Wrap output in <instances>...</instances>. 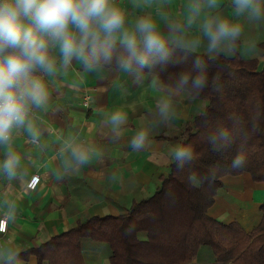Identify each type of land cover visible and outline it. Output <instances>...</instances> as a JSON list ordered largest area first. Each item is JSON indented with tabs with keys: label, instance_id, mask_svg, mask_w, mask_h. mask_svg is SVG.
I'll return each mask as SVG.
<instances>
[{
	"label": "clouds",
	"instance_id": "obj_1",
	"mask_svg": "<svg viewBox=\"0 0 264 264\" xmlns=\"http://www.w3.org/2000/svg\"><path fill=\"white\" fill-rule=\"evenodd\" d=\"M171 0H133L142 15L132 17L118 0H0V175L12 188L0 190V264H25L15 234L8 231L19 212L22 194L33 188L38 158L22 154L18 141L23 137L38 153L47 150L52 138L58 145L57 167L53 175L63 179L86 166L100 155L95 140L81 132L68 135L46 126L38 111L47 112L51 91L45 77L67 73L73 60L81 61L85 71L104 75L105 69L132 74L142 82L151 76L155 100L156 125L167 126L177 118V103L195 105L201 115H207L200 103L201 93L208 87L220 92L219 75L209 81V62L220 57L237 55L242 46L253 50V42L245 39L244 23L264 25V0H229L231 16L219 11L221 0H186L185 10L173 16ZM163 22L164 31L160 23ZM58 49V55H57ZM203 49V53H201ZM177 53H180L177 55ZM199 53V54H198ZM207 57V59H205ZM191 59L192 68L179 73L172 82L161 80L153 70L157 65H180ZM218 68L224 65L216 63ZM148 69V72H145ZM80 77L68 85L79 91ZM58 94L59 91H58ZM135 112V106H129ZM99 123L105 129L104 138L116 143L129 127V110L101 111ZM231 126L219 123L208 129L205 139L213 151H221L237 141L240 149L227 168L213 166L205 177L191 173L194 186L215 182L220 173L243 168L246 156L243 146L249 130L241 117L231 114ZM252 130H256L253 124ZM152 127H137L129 140L133 151L151 150L155 143ZM26 134V135H25ZM171 161L178 172L198 159L191 143H178L169 149ZM19 181L13 187L11 181ZM132 228L126 229L131 232Z\"/></svg>",
	"mask_w": 264,
	"mask_h": 264
},
{
	"label": "crops",
	"instance_id": "obj_2",
	"mask_svg": "<svg viewBox=\"0 0 264 264\" xmlns=\"http://www.w3.org/2000/svg\"><path fill=\"white\" fill-rule=\"evenodd\" d=\"M120 5L129 10L132 17L142 15L144 8H136L133 0H118ZM229 0H221V14L231 16ZM186 0H171L169 12L173 16L185 10ZM244 23L245 39L254 43L257 52L258 43L264 38V25ZM164 31L163 22L160 23ZM244 54L248 49L242 46ZM203 52V49L200 50ZM260 53V51H259ZM57 49V55H58ZM246 56V55H245ZM250 57V56H246ZM253 57V56H251ZM260 58H263L259 54ZM147 73V72H146ZM80 77L79 91L68 85ZM45 81L51 91L50 105L47 112L38 111V115L51 126L68 135L81 132L92 137L100 149L89 166L80 171L57 179L53 170L57 167L55 152L58 145L51 137L48 148L38 153L31 145L18 141L22 154H31L38 158V169L31 175L40 174L36 188L22 194L18 201L19 212L14 223L7 229L15 234L20 250L39 246L53 236L75 226L79 220L93 215H118L129 207L134 200L144 198L155 192L161 175H168L171 159L169 149L178 144L172 130L181 128L184 122L199 109L187 102L177 103V118L167 125H156L155 100L158 97L151 88V76L146 75L142 82L123 70L113 73L108 68L104 75L85 71L83 63L73 60L67 73L61 72L56 77L47 76ZM58 91L60 94H58ZM86 97L88 104L84 103ZM204 107L207 101L201 99ZM129 106H135L133 113ZM125 107L129 110V127L124 137L116 143L104 138L105 129L99 123L101 111H115ZM152 127L154 144L151 150L133 151L129 140L137 127ZM26 135V134H25ZM169 136V137H166ZM172 137V138H171ZM4 158L0 150V159ZM223 186L215 196V203L209 213L218 220L228 223L237 220L246 230H251L262 219L261 204L264 201V182L255 181L245 172L240 175H226L222 178ZM13 187L19 181H11ZM9 181L0 175V190L6 189ZM9 193L14 189H6ZM1 240L4 234H1ZM110 252L104 244L100 249H85V264H111ZM213 252L209 247L200 248L198 255L188 264H211ZM25 264H39L38 257L31 254Z\"/></svg>",
	"mask_w": 264,
	"mask_h": 264
},
{
	"label": "trees",
	"instance_id": "obj_3",
	"mask_svg": "<svg viewBox=\"0 0 264 264\" xmlns=\"http://www.w3.org/2000/svg\"><path fill=\"white\" fill-rule=\"evenodd\" d=\"M258 47L263 58L246 57L241 49L231 58L220 57L216 63L223 68L209 62V81L219 75L221 91L206 88L200 99L207 101V115L195 112L181 128L172 130L178 143L195 147L198 159L192 165L178 172L171 162L168 175L160 176L151 195L134 200L118 215L79 220L49 241L22 250V259L35 254L39 264H85L83 251L105 244L111 264H188L206 246L213 252L211 264H264V201L260 207L262 219L251 230L237 220L225 223L209 213L224 176L247 172L253 180L264 182V40ZM161 67L157 65L153 71L161 80L172 82L179 73L191 70L192 64L189 59L184 64ZM110 71L118 69L112 65ZM231 114L241 117L250 133L242 149L245 166L220 173L215 182L205 180L194 186L189 182L191 173L205 177L213 166L227 168L241 150L237 141L224 150L213 151L205 139L208 129L219 123L230 127ZM129 227L130 233L126 232Z\"/></svg>",
	"mask_w": 264,
	"mask_h": 264
},
{
	"label": "built area",
	"instance_id": "obj_4",
	"mask_svg": "<svg viewBox=\"0 0 264 264\" xmlns=\"http://www.w3.org/2000/svg\"><path fill=\"white\" fill-rule=\"evenodd\" d=\"M88 98H89V97H86V99H85V101H84V103H85L86 105L88 104ZM32 176L35 177V178H36V181H37V182L35 183L34 187L31 188V189H34V188L37 187V185H38V183H39V181H40V174L35 173V174H33ZM1 234H2V233H1ZM0 240H1V236H0Z\"/></svg>",
	"mask_w": 264,
	"mask_h": 264
},
{
	"label": "rangeland",
	"instance_id": "obj_5",
	"mask_svg": "<svg viewBox=\"0 0 264 264\" xmlns=\"http://www.w3.org/2000/svg\"><path fill=\"white\" fill-rule=\"evenodd\" d=\"M261 39L264 40L263 37H262ZM259 51H260V53H261V50H260V49H258V51H257V52H254V53H252V52H250V50H248V53H249V54H245V55H246V56H250V57H251V56H259V54H260Z\"/></svg>",
	"mask_w": 264,
	"mask_h": 264
}]
</instances>
